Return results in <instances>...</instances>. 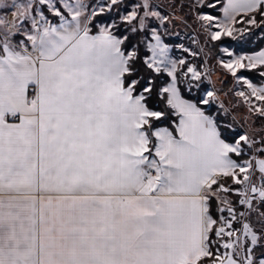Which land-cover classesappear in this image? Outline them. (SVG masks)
Returning <instances> with one entry per match:
<instances>
[{
	"label": "snow or ice",
	"instance_id": "6c2138e0",
	"mask_svg": "<svg viewBox=\"0 0 264 264\" xmlns=\"http://www.w3.org/2000/svg\"><path fill=\"white\" fill-rule=\"evenodd\" d=\"M187 7L243 123L156 0H0V264H264V0Z\"/></svg>",
	"mask_w": 264,
	"mask_h": 264
},
{
	"label": "trees",
	"instance_id": "16d2710c",
	"mask_svg": "<svg viewBox=\"0 0 264 264\" xmlns=\"http://www.w3.org/2000/svg\"><path fill=\"white\" fill-rule=\"evenodd\" d=\"M159 3H164L166 6L173 8L174 10L178 11L177 13H180L184 16V21H177L174 20V22L171 24L170 27H177V29H172L171 31L168 30V33L164 35V40L166 43L172 46V53L176 56V58H187L191 63L199 66L201 70L210 69V73L214 74L217 71H220L222 75L225 76L224 81V88L223 92L225 94L224 96V104L226 103L227 106H229V111L232 115L233 112L238 111L239 109H245L242 104L237 106V102L240 98L236 97L234 95L233 91V79L229 74H226L217 64V56H218V50L209 46H204V36L202 31L199 28V23L195 20V16L189 11L187 5L189 3V0H157ZM134 2V0H131V3ZM177 17L176 15H173ZM251 28V33L246 36L245 41L242 45L238 44L237 42L231 41L230 38H226L229 44H231L237 53H253L260 50L262 47H264V29L261 28H254L253 26H248ZM197 41L199 43H197ZM179 43H182L188 47V49L194 50L193 52H198L199 55L196 57L191 56L189 53L184 52L183 49L178 48ZM204 46V51L200 52V48ZM205 60L207 63H205ZM258 81V80H257ZM210 87V84L208 80H205V83L201 86L202 89H208ZM199 92L196 90L193 91L192 96L198 95ZM163 105H160V108H162ZM207 107V106H202ZM217 106H213V112L216 111ZM231 115L228 117V119H231ZM175 117H170L168 121H165L164 124H160L157 122L158 126H169L171 124L172 120H175ZM249 124L252 122L249 121ZM260 121L256 120L255 125L258 129L260 125Z\"/></svg>",
	"mask_w": 264,
	"mask_h": 264
},
{
	"label": "rangeland",
	"instance_id": "374dc122",
	"mask_svg": "<svg viewBox=\"0 0 264 264\" xmlns=\"http://www.w3.org/2000/svg\"><path fill=\"white\" fill-rule=\"evenodd\" d=\"M135 2H137V0H134V2H132V3H135ZM156 2L158 4H161L163 6V11H164L165 14L176 15L178 18L179 17H183V19H184V16L182 14H180L181 12L180 13H177L178 11L174 10L173 8H170V7L166 6L164 3H159L157 0H156ZM126 3L128 5H131L132 4L131 3V0H126ZM213 14H215V15H219L220 14L219 13V5L217 6V9L213 10ZM177 21H181V20L180 19H177ZM169 26H171V25H169ZM172 29H177V27H174V26L173 27H170V28L168 27V30L171 31ZM178 48H181V49L187 48L188 49V47L186 45L182 44V43H179ZM189 50L191 52L194 51V50H191V49H189ZM243 54H245V53H243ZM171 55L173 56V58H176V56L172 53V46H171ZM183 58H185V57H183ZM176 59H178V58H176ZM204 70H206V69L204 68ZM204 70H202V71H204ZM224 81H226L225 80V76L222 75L220 71H217L214 74L210 73V80H208V82L210 84V87L207 89V90H215L217 92V95L219 96L220 101H222L223 104L225 102L224 101L225 94L223 92V88L225 86L224 85ZM254 82L258 83L259 81L254 80ZM224 106L229 109V106H227L226 103L224 104ZM232 115H235L237 117V119L239 121H241V123H243V117L247 116L248 113H247V110L246 109H242V110L239 109L238 111L233 112ZM252 126L257 129V127H256L255 124H253ZM260 127H261V123H260L258 129Z\"/></svg>",
	"mask_w": 264,
	"mask_h": 264
},
{
	"label": "crops",
	"instance_id": "0c3cea01",
	"mask_svg": "<svg viewBox=\"0 0 264 264\" xmlns=\"http://www.w3.org/2000/svg\"><path fill=\"white\" fill-rule=\"evenodd\" d=\"M261 49H264V47H262ZM261 49H260V50H261ZM260 50H258V51H260ZM258 51H257V52H258ZM249 54H251V53H249ZM30 91H31V89H30Z\"/></svg>",
	"mask_w": 264,
	"mask_h": 264
}]
</instances>
